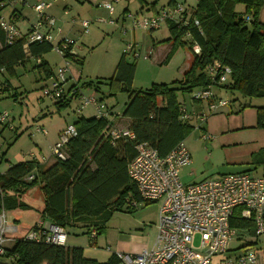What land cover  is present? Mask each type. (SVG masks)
I'll return each mask as SVG.
<instances>
[{
	"label": "trees",
	"instance_id": "16d2710c",
	"mask_svg": "<svg viewBox=\"0 0 264 264\" xmlns=\"http://www.w3.org/2000/svg\"><path fill=\"white\" fill-rule=\"evenodd\" d=\"M239 4L245 6L243 12L237 10ZM263 6L264 0H198L193 14L199 20L200 27L192 25L177 28L175 24H171V36L163 40L172 42L164 62L172 57L179 46L188 45V49L192 51L190 64L181 73V78L168 83L155 82L149 88L133 90L136 64L128 62L125 59L126 54H123L109 79L84 82L83 87L95 90H100L98 84L105 83L109 96L118 91H127L129 100L121 116L128 120V125L116 124L111 118L112 113L110 118L96 115L85 117L81 114L76 116L72 122L76 135L65 143V156L56 157L50 166L32 159L11 164L4 171L0 170V210L31 208L23 200V196L31 188L39 186L44 196L41 220L60 226L66 231L69 226L77 225L80 221L87 222L89 218L102 216L103 224H86V233L91 236L92 232H104V222L109 216L118 209L128 210V196L139 200L136 186L129 180L127 167L136 155L134 144L146 142L157 150L159 156L164 157L194 131V120L199 121L197 114L190 120L183 118L182 109L188 110V105L178 100V93L192 94L188 99L191 102L206 101L207 109L200 112L208 111L210 102L215 98H223L219 95L222 91L232 95L230 102L240 101L238 96L264 97V22L260 20ZM5 9L0 7V16ZM247 16H250L248 21ZM189 31L192 37L181 41L180 38ZM193 43L200 45V53L197 54L191 49ZM24 44V39L6 44L5 33L0 27V73L7 72L14 76L17 66L25 67L31 63L30 68L38 70L45 79L55 76V71L43 59V54L52 50L51 44L33 42L29 44L27 51ZM66 58L81 64L84 62L76 54H68ZM214 61L231 69L226 82H216L207 74V66ZM209 85L213 89L210 98L195 97L196 92L208 89ZM68 86L67 83L68 91L64 98L55 101L58 109L68 106L80 94L81 87L76 83ZM9 88L8 80L0 84V91ZM11 95L17 99L16 93ZM104 98L103 95L99 100L104 102ZM249 106H252L250 102H240L242 110ZM255 109L257 126L264 128V105L256 106ZM200 124L199 122L198 126ZM114 126L131 130L135 138L112 140L107 132L109 127ZM20 136L21 132L15 133V139ZM6 152L4 150L1 153L0 165L4 162ZM251 162L264 165V148L253 155ZM32 173L34 178L27 179ZM151 202L153 201L141 204ZM136 208L138 207H131L130 211ZM239 212L240 208H237L230 222L231 227L249 228L255 234L253 223L239 217ZM19 227L20 232L15 235L14 244L6 248L5 260L0 257V261L10 264H120L116 254L106 262H99L86 257L82 246L68 247L66 243L55 245L44 239H27L24 235L31 229H36V224ZM247 247H253V243L240 248Z\"/></svg>",
	"mask_w": 264,
	"mask_h": 264
},
{
	"label": "built area",
	"instance_id": "2783aa9c",
	"mask_svg": "<svg viewBox=\"0 0 264 264\" xmlns=\"http://www.w3.org/2000/svg\"><path fill=\"white\" fill-rule=\"evenodd\" d=\"M32 1H34L32 3ZM0 0V7L10 9L9 15L0 16V27L5 33L6 44H12L18 39H24V48L27 51L30 43H49L63 59H68V54H74L75 39L63 33V28L57 24V18L49 9L55 2L67 0ZM120 1V0H113ZM30 7L35 12L36 20L29 24L27 31H22L17 26V18L21 8ZM104 7L113 14L114 6L110 2L104 3ZM67 6H64V10ZM184 5L174 4L163 6L153 15L132 16V29L150 30L158 29L162 23L172 21L177 28L185 26L200 27L199 20L193 13H189ZM247 21L250 16H247ZM100 22L115 23L110 16L98 18ZM90 21L82 20L81 28L89 31ZM190 31L185 37L190 36ZM125 54L136 58L140 53L136 49L135 42H126ZM195 53L201 52L198 43L191 47ZM77 55V54H76ZM145 58L150 56L146 53ZM39 62V60H38ZM70 64L65 61L55 71V76L43 89L44 97L54 101L63 99L66 95L67 73ZM207 74L219 83H224L230 76L231 69L228 66L214 61L207 66ZM74 91V90H73ZM73 91H71L73 93ZM213 95L211 85L208 89L195 93L196 98H210ZM81 96V93L78 97ZM77 112H81L86 106L92 105L97 117L110 118L111 111L107 104L94 95L81 96ZM229 103L228 99L217 97L210 102L208 111L195 113V110L182 109L183 118L190 120L197 114L199 122L204 123L209 114L215 113L220 107ZM7 112L0 113V123L8 120ZM37 132L46 133V129L37 126ZM73 124L66 126L60 135L58 142L53 144L54 157H63L64 145L70 137L76 135ZM108 135L112 140L124 138L134 139V133L121 127H109ZM209 136L203 133V138ZM136 155L130 161L128 167L129 180L136 186L139 200L132 197L126 199L127 206L139 207L141 203L153 201L160 203V219L156 241L150 249H142L138 253L116 252L120 264H259L258 253L253 247L233 252L230 246L237 234V228L231 227V219L237 208H240L238 216L253 223L256 237L264 238V178L252 175L249 172H235L220 175L217 178H208L198 182L185 184L181 181L180 170L191 163V155L184 141L180 142L166 156L161 157L146 142L134 144ZM2 149L0 147V156ZM34 155L33 152L30 153ZM34 178V174L27 179ZM36 229H31L26 235L27 239L56 244H65L67 235L62 227L39 220ZM20 230L19 225L8 219L7 211L0 210V257H5L7 244L15 241V235ZM243 230H249L243 229ZM96 233L92 232L91 237ZM199 236V244L195 245ZM11 260V258L8 257Z\"/></svg>",
	"mask_w": 264,
	"mask_h": 264
},
{
	"label": "rangeland",
	"instance_id": "374dc122",
	"mask_svg": "<svg viewBox=\"0 0 264 264\" xmlns=\"http://www.w3.org/2000/svg\"><path fill=\"white\" fill-rule=\"evenodd\" d=\"M29 1L31 2L32 0ZM76 2L78 3L75 4V7L68 9V13H65L66 8L62 12H56V14L64 26L61 25L63 29L65 28L68 31V27L71 24L74 25L72 26L74 30L73 28L71 29L72 35L74 34L72 39L75 38L76 41L73 53L83 58V64L73 62L70 59H63L54 49L45 54V57L53 70H57L59 66L64 65L65 61L70 64V72L68 74L72 73L73 77L68 79V84L73 85L76 83L81 87L79 91L81 96L94 95L100 98L104 95V103L111 107L115 115L124 111L129 100L127 91H118L116 94L109 96L108 86L105 83L98 84L100 90L83 87L82 84L87 80L104 81L113 76L117 63L123 56L122 51L125 49V42L135 41V33L137 35L136 49L140 56L136 58L130 54L125 55V59L128 62H135L136 64V71L133 76V90L149 88L155 82L168 83L181 78V73L189 65L192 56V51L188 49V45L179 46L168 61L164 62L162 60L167 51H169L167 49L172 44V42H163V40L171 36L170 27L172 21L162 24V27L159 30H155L157 32L152 36L151 31L132 29V16L137 15L141 7L149 8L153 2L156 3L155 8L161 9L163 6L167 7L179 3L188 8L189 13H194L198 0H120L118 2L112 0H77ZM105 2H110L114 6L112 15H109L108 9L103 7ZM124 7H127L128 10L123 14L121 12ZM244 7L243 4H239L236 8L238 11L243 12L245 10ZM25 8L28 14L27 17L30 20L28 21L29 25L36 20L33 17L35 14L30 7ZM9 11L10 9L6 8L2 15L7 16ZM63 13L66 15H63ZM118 15L120 17L116 19ZM61 16L63 20L69 19L71 24L61 20ZM109 16L115 20V23L98 22V18H107ZM85 19L91 22L88 33H84L80 27L82 20ZM180 40L186 41L188 37L182 36ZM153 43V52L148 58H145L144 55L147 53V48L153 47ZM31 66V63L25 67L17 66L14 76H10L7 72L0 74V84L5 80L10 83L9 90L0 91V113L7 112L9 114L8 120L5 123H0V129L5 126L1 133V140L5 142L3 141V145H1L0 141V147H3H1L2 150H7L4 158L6 160L2 163L3 170L7 169L9 164H16L25 160V158H31V152L36 154L39 152L37 156H47L50 141L53 140L54 135L56 136V131L64 124L73 122L74 117L78 115L77 108L81 96L74 98L68 106L58 109L54 100L48 97L42 98V86L44 83L49 84L50 80L40 75L38 70H32ZM12 92L16 93L17 99L11 95ZM191 95L178 93V100L182 102L184 98L188 99ZM222 95L229 100L232 97L226 91H222ZM237 98L240 100L238 102L253 101L264 105V97L248 98L238 96ZM231 103L234 102L231 101ZM227 107H230V105ZM83 112L89 116L95 113V109L92 105H88ZM36 120L45 125L47 134L37 132L36 127L39 125L36 126ZM195 122L199 124L198 120H195ZM20 132L21 136L13 142L16 138L15 133L20 134ZM200 137L201 130L196 127L192 134L186 138L187 146L192 153L193 164L189 168L184 167L180 170L179 178L185 184L200 180L204 176L209 177L226 172L229 170L228 168H231L229 163H227V153L224 150L213 149L210 141H203ZM10 142H13V144H10ZM190 171L194 172L191 176L188 175ZM35 191L36 189H32V191L23 196V200L33 207L26 210L7 211L10 221H14L19 226H32L33 222L35 224L38 223L36 221L38 220L36 219V214H38L36 208L40 193L35 195ZM159 203L157 201L145 205L140 204L141 206L133 211H130L131 207H127L128 210H116L107 219L106 217L104 218L106 219L104 232L98 235L96 243L93 240L90 241L92 237L86 233L88 232L86 224L97 223L98 226H101L103 224L102 216L89 218L87 222L80 221L77 225L69 226L66 229L65 234L68 235L67 243L80 246L83 244L86 246L85 253L87 255L91 256L93 254L101 260H106V257L120 248V240L129 239V236H132L133 239V236H135L132 242L138 243V241H141L142 236L147 237V240L151 238L152 232L150 229H158L161 206ZM256 238V235L249 230L237 229V234L232 239L233 242L230 248L236 253L241 250L240 247L250 244V241ZM198 240L199 236L194 241L195 245L199 244ZM91 242L93 245L90 244ZM13 244L14 242L8 243L7 248H10ZM108 246L111 247V250L108 249ZM262 250H264V239H259L255 246V252L258 253ZM1 259L5 260L4 257H1Z\"/></svg>",
	"mask_w": 264,
	"mask_h": 264
},
{
	"label": "crops",
	"instance_id": "0c3cea01",
	"mask_svg": "<svg viewBox=\"0 0 264 264\" xmlns=\"http://www.w3.org/2000/svg\"><path fill=\"white\" fill-rule=\"evenodd\" d=\"M76 1L77 0H67V1H65L66 3L58 1V2H55V4L49 9L50 13L53 14V16H55L57 18V24L60 23L59 25L63 26V24L61 23V21L59 20V18L57 16L56 12H59V11L62 12V10H64V6H67V10H65V13H68V9L69 10L72 9L73 7H75V4L78 3ZM151 5L152 6H150L149 8L148 7H145V8L141 7V9H140V11H138L139 13L137 15L138 16L153 15V14L157 13V11L160 10V8H155V6H156L155 2L151 3ZM25 9L26 8H21L20 16L17 18L16 22H17V26L20 28V30L26 32L27 31L26 29L29 26L28 25V21H30V20H29V17H27L28 14L25 11ZM127 10H128V8L124 7V9H123V11L121 13L124 14V12H126ZM263 12H264V8L262 9L261 16H260L261 17L260 20H262L264 22V20H263V16H264ZM8 13L10 14V11ZM65 13H63V15H66ZM34 14H35V12H34ZM33 17H35V15ZM119 17L120 16L118 15L116 17V19H118ZM60 18H61V20H63L62 16ZM35 19H36V17H35ZM63 21H65L66 23H70L71 24V22H69L70 21L69 19L63 20ZM90 24H91V22H90ZM162 24H164V23H162ZM62 26H61V28L64 27V26L63 27ZM72 26H74V25L71 24L70 27H68L69 28L68 31H67V29L64 28L63 29V33L65 35H68V36L72 37L74 35V34L72 35V30H71L73 28ZM166 26H168V24H166ZM160 28L155 29V30H159ZM73 30H74V28H73ZM82 30H83V28H82ZM155 30H150L151 33H152V36H154V34L157 32ZM143 31L148 32L147 30H143ZM170 32H171V30H170ZM84 33H88V32H84ZM136 37H137V35L135 33V37H134L135 41H133V42H135V44H137V42H136L137 38ZM171 45H170L169 49L171 48ZM152 46L153 47L147 48V50H146L147 53L150 52V55L153 52L152 49H154V43L152 44ZM169 49H167V50H169ZM169 51H167V53ZM48 53H45V54H48ZM167 53L165 54L164 58L162 59L163 61H164ZM45 54H43V59H45L49 63L48 59L45 57ZM123 54H125V52H123ZM32 63H34V60H32ZM49 65H50V63H49ZM186 69L187 68H185V70ZM54 71H56V70H54ZM0 74H3V73H0ZM67 76H68V79L73 77L72 73L70 75L67 74ZM46 84L47 83H44L43 86L45 87ZM9 85H10V83H9ZM43 86H42V88H43ZM71 86L72 85H69L68 87H71ZM12 93H15V92H12ZM219 95L223 96L222 93H220ZM43 97L44 96L42 94V98ZM188 99L184 98L182 102H184L185 105H188V110L189 111L195 110V112L198 113L201 110L207 109V105L208 104H207L206 101L195 103V102L189 101ZM225 99H227V98H225ZM228 101H229V103L227 105L220 107L215 113L211 114L208 117V119L205 122V124H200L198 126V124H196V122L194 120V122H195L194 126H195V128L197 127L198 129L201 130L200 139H202L203 141H210L211 146H212L213 149H218V151L219 150H221V151L224 150L227 153V155H228L227 163H229L231 168H228L229 170H227L226 172H222V173H219L217 175H212V176H209V177L208 176H204L200 180H197V181L194 180L193 182H189L187 184H190V183H194L195 184V182H198V181H201V180H204V179L217 178L220 175H224V174H228V173H232L233 174L235 172H245V173L249 172L252 175L261 176V177L264 178V165H256L253 162H251V161H253V155L259 153V151L262 148H264V128H260V127L257 126V122H258L257 110L255 109L256 106H261V104H259L257 102L250 101L252 106L243 108V110H242V109H240V102L236 101L234 103H231L229 99H228ZM228 105H230V107H227ZM110 109H111V107H110ZM83 110L81 112H79L78 115L81 114V115H84L85 117L95 116V113L92 114V115H89V116L85 115ZM111 113H112L111 118L116 124H122V125L124 124L123 126L128 125V120L125 117L121 116L123 112L122 113L118 112V113H116L117 115H115V112H113V110L111 109ZM74 118H76V117H74ZM35 123H36V126L39 125V126L45 128V125L43 123L39 122L38 120H36ZM69 124H72V122L67 123L66 125L64 124V126H62L59 130L56 131L57 132L56 136L54 135L53 140L50 141L49 153L47 154V156H45V155H38L37 156V154L39 152H37V154L33 152L34 155L31 158L30 157L29 158H25V160H22V161L32 160L33 159V160H36V161H38L39 163H41V164H43L45 166L52 165L55 162V159H56V157H54V155L52 154L53 144L59 141V138H60V135L62 133V130H64L66 128V126L69 125ZM4 128H5V126L2 129H0L1 145H3V141H4V140L3 141L1 140V135H2L1 133L3 132ZM10 128L13 129L12 127H10ZM14 129H16V128H14ZM45 132H46V134L48 133L47 129H46ZM204 132H206L209 136H207L206 138H203V133ZM16 140L17 139H14L13 142L16 141ZM13 142H10V144H13ZM184 143L187 146V139L186 138L184 140ZM187 148L189 150L188 152H190V149H189L188 146H187ZM2 151H4V149ZM190 155H191V163L188 164L187 166H185V168H189L191 166V164H193V159H192V153L191 152H190ZM5 160L6 159H4V161ZM9 165H11V164H9ZM0 170L4 171L2 169V165H0ZM193 174H194L193 171H190L188 173V175H190V176L193 175ZM32 189L33 190L36 189V191L34 193L35 195L40 193V196H39L40 199H38V201H37L38 205H37V208H36V210H37L36 212L38 213V214H36V219H38L36 221H39L41 219L40 218V212H41V210H43L42 208H44V196H42L43 192L39 188V186H35V187L31 188L28 192L32 191ZM26 203H28V202H26ZM29 205L31 206V208L33 207L31 204H29ZM45 222L49 223L48 221H45ZM33 223L35 224V222H33ZM157 230L158 229H156V228L155 229H150V231L152 232L151 238H148V240H147V237L142 236L141 241H138V243H133L132 242L135 236H133V239H132V236L131 237L129 236V239L120 240V242H119L120 248L117 249L116 251L112 252L111 255H109L108 257H106V260H101L100 258H97L93 254L91 256L87 255L85 253L86 246H84L83 244L81 246L84 249V255L86 257L91 258V259H96L99 262H106V261H108L110 259V257L113 256V254H116V252L138 253L142 249H150V248H152L154 246V242L156 241ZM96 235L97 236L95 238H90V241L93 240V242L96 243L99 234H96ZM259 239H264V238L257 237L255 240L250 241V243H253V248L254 249H255L256 243L259 241ZM142 240H144V241H142ZM67 241H68V235H67V238H66V245H68V247L69 246H73V245L74 246H80V245H77V244H68ZM90 244H92V242ZM108 249L111 250V247L108 246ZM258 262H259V264H264V250L258 252Z\"/></svg>",
	"mask_w": 264,
	"mask_h": 264
},
{
	"label": "water",
	"instance_id": "95a60500",
	"mask_svg": "<svg viewBox=\"0 0 264 264\" xmlns=\"http://www.w3.org/2000/svg\"><path fill=\"white\" fill-rule=\"evenodd\" d=\"M0 264H10L9 262L0 261Z\"/></svg>",
	"mask_w": 264,
	"mask_h": 264
}]
</instances>
